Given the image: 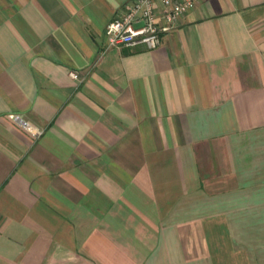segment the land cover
Listing matches in <instances>:
<instances>
[{"label": "crops", "instance_id": "obj_1", "mask_svg": "<svg viewBox=\"0 0 264 264\" xmlns=\"http://www.w3.org/2000/svg\"><path fill=\"white\" fill-rule=\"evenodd\" d=\"M127 1L0 0V264H264V0Z\"/></svg>", "mask_w": 264, "mask_h": 264}, {"label": "built area", "instance_id": "obj_2", "mask_svg": "<svg viewBox=\"0 0 264 264\" xmlns=\"http://www.w3.org/2000/svg\"><path fill=\"white\" fill-rule=\"evenodd\" d=\"M202 0H128L105 27L109 45H134L144 43L149 48L157 47L162 35L172 31L176 23ZM73 78L80 73L70 71ZM22 126L39 136L43 129L24 122Z\"/></svg>", "mask_w": 264, "mask_h": 264}]
</instances>
